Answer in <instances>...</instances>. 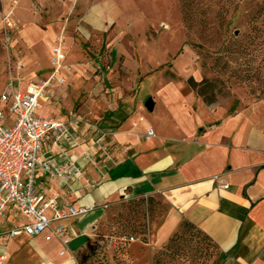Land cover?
Segmentation results:
<instances>
[{
	"label": "crops",
	"instance_id": "obj_1",
	"mask_svg": "<svg viewBox=\"0 0 264 264\" xmlns=\"http://www.w3.org/2000/svg\"><path fill=\"white\" fill-rule=\"evenodd\" d=\"M72 1L20 0L13 5L1 0L3 11L12 9L14 22L22 27L12 32L10 41V47L18 43L25 48L20 90L52 73L56 36L79 32L104 38L105 23L118 11L116 0H84L79 12L84 28H69L58 22ZM66 85L46 91L37 117L67 126L69 135L58 142L50 136L44 149L56 166L70 167L69 175L52 179L39 172L37 189L63 207L87 213L66 223L69 243L64 248L54 238L46 241L47 233L10 238L12 227L26 220L9 207L0 218V264H71L70 257L90 244L106 206L122 195L161 196L168 214L157 232V245L184 220L219 248L222 264H264V100L207 105L186 79L156 77L153 95L146 96L152 100L151 111L145 101L144 110L127 112L118 124L104 118L94 123L83 110L63 115L54 109L49 99H60Z\"/></svg>",
	"mask_w": 264,
	"mask_h": 264
},
{
	"label": "rangeland",
	"instance_id": "obj_2",
	"mask_svg": "<svg viewBox=\"0 0 264 264\" xmlns=\"http://www.w3.org/2000/svg\"><path fill=\"white\" fill-rule=\"evenodd\" d=\"M82 1L73 0L58 23L84 28ZM116 1L104 38L79 32L54 38L63 41L69 71L64 95L49 99L56 111L83 110L94 123L118 124L127 112L144 110L156 77L186 79L207 105L264 100V0ZM11 36L6 43L0 30V94L26 55L18 43L10 47ZM167 214L160 195H122L104 209L90 244L75 255L78 264H217L216 248L182 221L157 245Z\"/></svg>",
	"mask_w": 264,
	"mask_h": 264
},
{
	"label": "built area",
	"instance_id": "obj_3",
	"mask_svg": "<svg viewBox=\"0 0 264 264\" xmlns=\"http://www.w3.org/2000/svg\"><path fill=\"white\" fill-rule=\"evenodd\" d=\"M20 0H13V5ZM16 29L13 10L3 11L0 30L4 41L9 42L10 34ZM66 52L62 39H57L51 51V72L45 79L30 81L25 90H20V74L24 71L21 61L16 65L13 82L0 94V218L9 207L16 209L26 223L14 226L8 232L10 238L25 235L40 236L45 240H58L67 248L66 223L87 213L75 206H61L56 199L47 198L37 189V174L42 172L50 178H64L69 175L70 167L60 168L45 153V144L50 136L58 142L69 135L67 126L59 121L44 120L37 117L39 101L45 98L46 91L53 86L65 84L62 73L66 69ZM16 84V86H15ZM154 136L152 130L147 138ZM226 189L227 184H221ZM66 251H61L64 256ZM71 264H78L75 256Z\"/></svg>",
	"mask_w": 264,
	"mask_h": 264
},
{
	"label": "trees",
	"instance_id": "obj_4",
	"mask_svg": "<svg viewBox=\"0 0 264 264\" xmlns=\"http://www.w3.org/2000/svg\"><path fill=\"white\" fill-rule=\"evenodd\" d=\"M189 85L191 86V87H193V89H194V84H192V81H190L189 82ZM182 223H183V226H187V227H190V228H194L195 230H197L199 233H201V235L203 236V237H205L207 240H209L210 241V243L216 248V250L218 251V259H217V264H222V262L224 261V255L220 252V250H219V248L203 233V232H201L200 230H198L197 228H196V226H194V225H192L191 223H189V222H187V221H182ZM176 235V234H175ZM175 235L174 236H172L169 240H168V243H167V245L165 246V250H169L173 245H174V243H175V240H177L176 239V237H175ZM83 250V249H82ZM81 250V251H82ZM78 253H79V251H78ZM77 253V254H78Z\"/></svg>",
	"mask_w": 264,
	"mask_h": 264
},
{
	"label": "water",
	"instance_id": "obj_5",
	"mask_svg": "<svg viewBox=\"0 0 264 264\" xmlns=\"http://www.w3.org/2000/svg\"><path fill=\"white\" fill-rule=\"evenodd\" d=\"M152 107H153V104H152V100L151 99H148L145 103V108L148 110V111H151L152 110Z\"/></svg>",
	"mask_w": 264,
	"mask_h": 264
}]
</instances>
